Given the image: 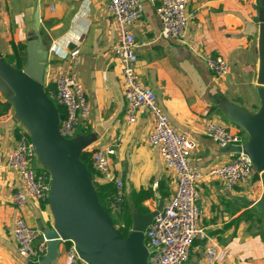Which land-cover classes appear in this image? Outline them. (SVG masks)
I'll list each match as a JSON object with an SVG mask.
<instances>
[{
	"label": "crops",
	"instance_id": "0c3cea01",
	"mask_svg": "<svg viewBox=\"0 0 264 264\" xmlns=\"http://www.w3.org/2000/svg\"><path fill=\"white\" fill-rule=\"evenodd\" d=\"M160 2L144 0V17L132 28L138 44L137 76L155 93L177 131L196 142L193 168L208 170L229 163L236 151L220 148L204 135L203 128L210 118L222 122L225 115L220 100L250 113L260 109L256 21L260 0H190L189 12L197 17L182 41L162 38L156 12ZM108 4V0H3L0 53L16 68L17 50L24 68L39 19L40 33L49 50L45 89L56 86L59 76L73 73L84 87L91 108L88 118H80L78 129L82 130L76 135L89 138L83 153L115 149L111 168L124 184L125 204L131 211L140 212L134 197L149 192L152 196L141 207L154 212L159 203L165 206L169 202L177 180L157 149L148 144L153 127L150 113L140 112L134 124L127 121L122 65L112 51L118 31ZM74 52L77 55L72 58ZM217 57L225 59L230 67L223 78H217L207 66V59ZM222 123L233 132L242 131ZM21 127L13 103L0 94V264H41L20 258L14 237L17 218L23 217L42 233L38 245L45 240L43 233L55 224L49 201L33 200L24 210L13 204L12 197L21 183L18 174L8 167L7 157L17 144ZM35 166L37 170L42 168L40 163ZM251 181L234 191L210 178L198 184L202 236L194 243L187 264H203L209 243L223 247L226 260L221 264H264L263 227L258 216L251 215L264 189ZM72 245L62 243L50 264H86L78 255H70Z\"/></svg>",
	"mask_w": 264,
	"mask_h": 264
},
{
	"label": "built area",
	"instance_id": "2783aa9c",
	"mask_svg": "<svg viewBox=\"0 0 264 264\" xmlns=\"http://www.w3.org/2000/svg\"><path fill=\"white\" fill-rule=\"evenodd\" d=\"M2 1L0 0V9ZM108 1V13L114 18L118 31V40L112 51L122 65L127 121L130 125L134 124L140 112L150 113L153 127L147 139L148 144L157 149L162 161L175 174L177 180L174 194L144 233L149 252L148 262L187 264L194 243L202 236L199 225L201 213L198 184L205 178H210L220 182L226 190L234 191L236 187L253 180L256 170L252 159L243 152L236 153L229 163L208 170L192 167L191 157L197 148L196 142L177 131L160 107L155 93L140 82L136 73L138 44L132 28L144 17V0ZM189 5L190 0H161L156 12L162 26V38L184 40L190 22L197 17L189 12ZM76 55L77 52H74L71 57ZM207 66L217 78H223L230 72L226 60L220 57L207 59ZM55 85V90H50L47 94L65 109V118L60 123L59 131L64 139L73 140L77 135L80 118H88L91 108L84 87L75 74L59 76ZM203 133L222 149L232 145L242 148L246 143L242 131L233 132L213 118L205 122ZM115 155L116 150L113 148L99 149L92 153L91 162L99 183L113 187L105 205L111 216L113 213L118 217L120 223L115 227L120 230L124 227L121 215L126 200L124 184L117 179L111 168V158ZM7 160L8 167L18 174L21 183V187L12 197L17 209H26L33 200L49 201L51 176L42 168L37 170L35 164L39 162L38 156L30 134L23 126L19 131L17 144ZM41 234L23 217L15 220L14 237L20 258L40 263L47 257L48 240L44 237L43 243L37 244ZM69 253L72 256L78 255L74 244ZM225 260L226 253L220 244L209 243L206 246L203 264H221Z\"/></svg>",
	"mask_w": 264,
	"mask_h": 264
},
{
	"label": "water",
	"instance_id": "95a60500",
	"mask_svg": "<svg viewBox=\"0 0 264 264\" xmlns=\"http://www.w3.org/2000/svg\"><path fill=\"white\" fill-rule=\"evenodd\" d=\"M258 12L260 109L250 113L222 100L219 107L247 135L248 141L240 152L252 159L264 189V0H260ZM40 30L37 18L35 35L28 44L27 65L22 70L12 67L0 53V94L13 103L17 118L30 134L39 163L51 176L49 206L55 224L48 233H43L49 250L40 263L50 264L56 258L58 247L71 242L86 264H149L144 233L163 211L164 204L159 203L156 211L146 215L132 211V229L127 238L115 227L94 185L98 177L81 160L89 138L66 140L60 134L65 115L60 113L44 86L49 50ZM253 210L264 218V192Z\"/></svg>",
	"mask_w": 264,
	"mask_h": 264
},
{
	"label": "trees",
	"instance_id": "16d2710c",
	"mask_svg": "<svg viewBox=\"0 0 264 264\" xmlns=\"http://www.w3.org/2000/svg\"><path fill=\"white\" fill-rule=\"evenodd\" d=\"M14 48L16 50V47H14ZM15 56H16V59H17L16 68L18 70H22V68H23L22 60L19 58L17 50L15 52ZM50 90H55V86L54 85H49V87L46 89V92H49ZM57 107H58L60 113L65 114V109L63 107H61V106H57ZM91 157H92V155L90 153L85 152V153H83V155L81 157V160H82L83 163H85V165L87 166L89 171L92 172L93 174H95L93 172V168H92ZM258 177H260V175L256 174L254 179H256ZM95 185H96V189H97L101 204L106 209V207L104 206V203H106L109 195L113 191V187L111 185H103V184L99 183V181ZM151 196L152 195L149 192H145L144 191V192H141V193L137 194L136 197H134V199H136L135 206H136V208H138L140 210V212H142L144 214L151 213L148 209H144L143 207H141L142 202H144L145 200H148ZM163 198H164V196L162 197V199ZM106 210L109 212L108 209H106ZM131 212H132L131 209L128 208L127 205L125 204L123 214L121 215V219H122V222L124 224V227L122 229H120V231L124 234V236L126 238L129 236V234L131 233V229H132V214H131ZM251 215L252 216H254V215L258 216V222L263 227L264 218L261 215H258L256 213V211H254V210H252ZM114 225H116V224L114 223ZM262 237L264 239V230L263 229H262ZM67 243L72 244L71 242H67Z\"/></svg>",
	"mask_w": 264,
	"mask_h": 264
},
{
	"label": "rangeland",
	"instance_id": "374dc122",
	"mask_svg": "<svg viewBox=\"0 0 264 264\" xmlns=\"http://www.w3.org/2000/svg\"><path fill=\"white\" fill-rule=\"evenodd\" d=\"M0 15H1V9H0ZM53 101H54V103L56 104V106H60L59 104H58V102L55 100V99H53ZM223 117V120H222V122H224V123H227V124H230V125H232L234 128H238L235 124H233L232 122H230L225 116H222ZM81 130L82 129H77V136L79 135V133L81 132ZM233 130V129H232ZM245 134V133H244ZM246 135V134H245ZM247 136V135H246ZM245 136V141L247 142L248 141V138ZM229 148H232V149H234L235 151H236V153H239L240 151H241V148L239 147V146H236V145H232V146H230ZM38 164H39V162H37ZM42 169H43V171L45 172L46 171V169H44L43 167H42ZM93 172L95 173V171L93 170ZM256 174H258L257 172H256ZM99 181V180H98ZM252 183H260L261 185H263V181H262V179H261V177H258V178H256V179H254L253 181H251ZM250 183V182H249ZM96 184V183H95ZM94 184V185H95ZM95 187H96V185H95ZM104 206L106 207V209H108L107 208V206L105 205V203H104ZM109 210V209H108ZM112 218H113V222L115 223V224H119L120 222H119V219H118V217L115 215V214H113L112 213ZM263 230H264V225H263Z\"/></svg>",
	"mask_w": 264,
	"mask_h": 264
}]
</instances>
